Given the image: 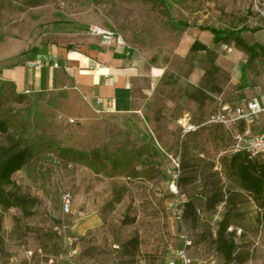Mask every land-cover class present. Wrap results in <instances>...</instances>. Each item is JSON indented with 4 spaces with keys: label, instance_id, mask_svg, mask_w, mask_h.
<instances>
[{
    "label": "rangeland",
    "instance_id": "1",
    "mask_svg": "<svg viewBox=\"0 0 264 264\" xmlns=\"http://www.w3.org/2000/svg\"><path fill=\"white\" fill-rule=\"evenodd\" d=\"M168 9L192 26L245 28L246 43L264 47V18L253 12V0H0V82L32 50L53 45L54 35L97 27L156 69L159 95L156 105L99 115L67 91H17L25 97L3 110L11 134L23 136L33 155L13 177L27 206H0V264H181L184 249L192 264H264V207L229 169L233 133L208 124L221 107L264 94V57L250 61L234 43L215 45L209 33L176 27ZM196 41L208 52L192 53ZM184 120L201 129L185 137ZM263 132V120L249 130ZM62 150L141 153L131 167L97 172ZM64 190L74 198L72 216L62 210ZM225 218L229 227L220 236ZM73 252L71 263L59 262Z\"/></svg>",
    "mask_w": 264,
    "mask_h": 264
},
{
    "label": "crops",
    "instance_id": "2",
    "mask_svg": "<svg viewBox=\"0 0 264 264\" xmlns=\"http://www.w3.org/2000/svg\"><path fill=\"white\" fill-rule=\"evenodd\" d=\"M94 29L99 28H72L54 35L53 45L41 47L22 65L9 69L3 80L23 93L70 92L100 115L128 114L143 104L156 105V69L129 53L121 39L95 35Z\"/></svg>",
    "mask_w": 264,
    "mask_h": 264
},
{
    "label": "trees",
    "instance_id": "3",
    "mask_svg": "<svg viewBox=\"0 0 264 264\" xmlns=\"http://www.w3.org/2000/svg\"><path fill=\"white\" fill-rule=\"evenodd\" d=\"M168 11L170 10H167L170 22L178 28H198L204 33H209L213 37V43L215 45H229L234 43L250 56V61L257 59L260 56L264 57L263 46H250L244 40L243 34L247 32L245 28L240 30H221L213 27L192 26L187 22H181L174 19ZM190 51L197 54L207 53L208 48L201 42L196 41L192 45ZM36 52L37 50H32L33 54ZM7 88L10 89L9 92L7 91ZM17 97H25V94L18 95L16 86L9 81L0 82V142H3L0 143V206L5 211L18 206H27V200L16 192V185L13 181V177L15 174L26 169L31 156L33 155L32 148L27 147L24 144L26 140L23 136L11 134L10 131L12 122L8 119L5 110H3L4 105L12 102L13 99H16ZM190 98L194 101L199 100L196 95L190 96ZM190 134L185 135V137ZM1 139L3 140L1 141ZM146 139L153 145L154 151L158 152L159 150L155 146L153 138L148 135ZM140 151L141 150L130 153L121 151L113 154L112 157L108 155L105 157L98 153L86 154L74 150H62L61 153L70 160H73L74 158L80 159L83 162L88 160L91 169L98 172L101 170V167L107 168L109 166L113 171L120 169L124 170L131 167L137 160H139ZM228 166L237 179L239 188L243 192L247 193L255 203L264 207V159L249 160L245 155L235 153L230 157ZM219 199L218 201H214L215 205H219L221 203ZM221 201L225 202L226 200L221 198ZM186 209L188 213H192L194 211V206L192 204H188ZM228 227V220L225 218L220 222L219 235H224ZM235 250L236 245L234 242L226 245V256L228 260L232 259ZM1 259L2 252L0 248V260ZM60 263L71 262L67 261Z\"/></svg>",
    "mask_w": 264,
    "mask_h": 264
},
{
    "label": "built area",
    "instance_id": "4",
    "mask_svg": "<svg viewBox=\"0 0 264 264\" xmlns=\"http://www.w3.org/2000/svg\"><path fill=\"white\" fill-rule=\"evenodd\" d=\"M253 12L256 15L264 18L263 0H253ZM93 33L95 35L103 36L107 39L112 37L110 33L100 29H94ZM126 49L129 51V53L135 52V50L130 46H127ZM57 68L58 66H55V69ZM97 114L100 115L101 112H97ZM259 120L264 121V94L260 97L252 99H240V101L235 104L233 109L225 106L221 107V109L211 117L208 124L222 126L233 133V139L235 142L233 150L234 154L241 153L249 160H262L264 159V132L256 135L249 134L250 127H252ZM71 123L73 124L74 121H71ZM182 124L185 135L196 132L199 128H201L200 126L191 125L189 122H187V120H184ZM241 125H244L248 128L247 133L235 131V128ZM62 210L67 216L74 215V198L69 190H64L63 192ZM78 215L79 218L84 217L83 213H79ZM186 244L189 245L190 243L186 240ZM115 249L119 250V247L116 246ZM73 255H76V252H73L69 256H61L59 258V262L70 261L69 259H72ZM178 259L181 264H192V261L188 258L185 249L178 253ZM86 264L98 263L90 262ZM169 264H176V262L172 261Z\"/></svg>",
    "mask_w": 264,
    "mask_h": 264
}]
</instances>
